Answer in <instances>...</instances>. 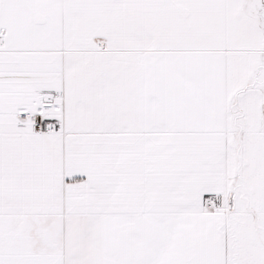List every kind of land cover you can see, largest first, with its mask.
I'll use <instances>...</instances> for the list:
<instances>
[{
	"label": "snow or ice",
	"instance_id": "obj_1",
	"mask_svg": "<svg viewBox=\"0 0 264 264\" xmlns=\"http://www.w3.org/2000/svg\"><path fill=\"white\" fill-rule=\"evenodd\" d=\"M0 264H264V0H0Z\"/></svg>",
	"mask_w": 264,
	"mask_h": 264
}]
</instances>
